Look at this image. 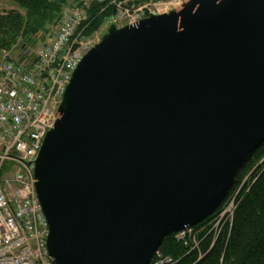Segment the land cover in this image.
<instances>
[{
	"label": "water",
	"instance_id": "1",
	"mask_svg": "<svg viewBox=\"0 0 264 264\" xmlns=\"http://www.w3.org/2000/svg\"><path fill=\"white\" fill-rule=\"evenodd\" d=\"M58 111L33 169L53 264H150L264 142V0H187L111 24Z\"/></svg>",
	"mask_w": 264,
	"mask_h": 264
},
{
	"label": "built area",
	"instance_id": "2",
	"mask_svg": "<svg viewBox=\"0 0 264 264\" xmlns=\"http://www.w3.org/2000/svg\"><path fill=\"white\" fill-rule=\"evenodd\" d=\"M74 1L88 5L94 0ZM184 1L149 0L134 8L122 7V2L115 0L110 25L135 24ZM75 15L73 10L63 12L52 39L33 54L28 50L23 58H19L23 52L14 58L6 51L0 57V264H53L46 249L47 223L35 193L33 169L45 133L59 117L58 107L74 68L98 42L86 40ZM222 205V214L216 215V209L200 225L173 233L174 239L187 247V253L197 251L196 262L203 256L199 251L202 238L210 233L214 241L222 225L231 219L234 197L228 196ZM206 228L207 233L199 238ZM175 262L157 249L150 264Z\"/></svg>",
	"mask_w": 264,
	"mask_h": 264
},
{
	"label": "trees",
	"instance_id": "3",
	"mask_svg": "<svg viewBox=\"0 0 264 264\" xmlns=\"http://www.w3.org/2000/svg\"><path fill=\"white\" fill-rule=\"evenodd\" d=\"M11 1L16 8L0 12V57L3 52L13 50L11 56L15 58L23 52L19 57L23 58L25 51L35 45L36 38L42 37L63 8L73 3V0ZM113 1L88 4L86 18L79 27L83 35L92 33L104 18L113 15L116 9ZM116 1L125 3V7H134L148 0ZM228 196L234 197L231 219L222 225L214 241L210 234L202 238L200 260L196 262L197 251L187 253V247L176 241L173 233L164 238L158 249L175 259L174 264H264V142L247 156L226 198ZM201 223L203 221L199 225Z\"/></svg>",
	"mask_w": 264,
	"mask_h": 264
},
{
	"label": "rangeland",
	"instance_id": "4",
	"mask_svg": "<svg viewBox=\"0 0 264 264\" xmlns=\"http://www.w3.org/2000/svg\"><path fill=\"white\" fill-rule=\"evenodd\" d=\"M95 1V0H94ZM149 1V0H148ZM148 1H146V2H148ZM162 1H169V0H162ZM187 1V0H186ZM146 2H144V3H146ZM70 3V2H69ZM76 2L73 0V3H70L68 6H65V8H63V10H62V12H61V15H59L55 20H54V22H53V24L52 25H49L48 27H47V29H46V31L44 32V34L42 35V37L40 36V38H36L38 41L35 43V45L34 46H31V48H29V52L31 53V54H33L34 53V50L36 49V48H38L41 44H43V43H45V42H48L49 40H51L52 39V37L54 36V34L56 33V29L58 28V21L60 20V18L62 17V14H63V12H66V11H71V10H73V12L75 11L76 12V15H75V17H79L80 18V21L82 22V21H84L85 20V18H86V14H85V11H86V7H88V5H82V4H75ZM143 3V4H144ZM124 5H125V3H121V5L120 6H122V7H124ZM142 4H139L138 6H134V8H136V7H139V6H141ZM14 6V8H16V6L13 4V2L11 1V0H0V12H2L3 10H5V9H10V7H13ZM173 9H180V6H176V7H173ZM110 20H111V17H106V18H104L103 19V21H102V23L100 24V26L96 29V30H94L92 33H89V34H87V35H84L85 36V38H86V40H92V38L94 39V40H100V38L102 37V35L106 32V30L108 29V27L110 26ZM34 47V48H33ZM11 52H14L13 50L12 51H9V53H11ZM16 54V53H15ZM17 55V54H16ZM222 205V203L219 205V207L217 208V209H219L218 210V213L216 214V215H218V214H222V211L224 210V207H225V205L223 206H221ZM215 215V216H216ZM214 216V217H215ZM214 217H212V218H214ZM208 218H209V216H208ZM211 218V219H212ZM217 218V217H216ZM215 218V219H216ZM215 219H213V220H211V221H209V222H212V221H214ZM208 222V223H209ZM205 227H207V225H205ZM207 231H208V228H206V230H204L203 231V233H201V235L199 236V238H201L202 236H204L206 233H207ZM199 232L200 231H198V233L197 234H199ZM210 234V233H209ZM208 234V235H209ZM210 236H211V241H213V238H214V235H212V234H210Z\"/></svg>",
	"mask_w": 264,
	"mask_h": 264
},
{
	"label": "crops",
	"instance_id": "5",
	"mask_svg": "<svg viewBox=\"0 0 264 264\" xmlns=\"http://www.w3.org/2000/svg\"><path fill=\"white\" fill-rule=\"evenodd\" d=\"M10 8H14V6L13 7H10Z\"/></svg>",
	"mask_w": 264,
	"mask_h": 264
},
{
	"label": "bare ground",
	"instance_id": "6",
	"mask_svg": "<svg viewBox=\"0 0 264 264\" xmlns=\"http://www.w3.org/2000/svg\"><path fill=\"white\" fill-rule=\"evenodd\" d=\"M31 55V54H30Z\"/></svg>",
	"mask_w": 264,
	"mask_h": 264
}]
</instances>
